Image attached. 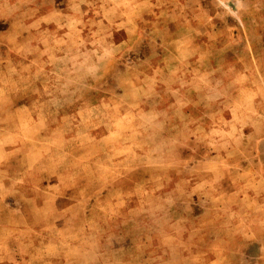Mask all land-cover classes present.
I'll use <instances>...</instances> for the list:
<instances>
[{"label": "rangeland", "instance_id": "374dc122", "mask_svg": "<svg viewBox=\"0 0 264 264\" xmlns=\"http://www.w3.org/2000/svg\"><path fill=\"white\" fill-rule=\"evenodd\" d=\"M0 264H264V0H0Z\"/></svg>", "mask_w": 264, "mask_h": 264}]
</instances>
